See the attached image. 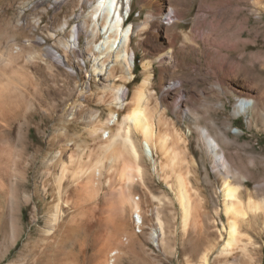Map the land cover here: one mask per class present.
Instances as JSON below:
<instances>
[{"label":"rangeland","instance_id":"obj_1","mask_svg":"<svg viewBox=\"0 0 264 264\" xmlns=\"http://www.w3.org/2000/svg\"><path fill=\"white\" fill-rule=\"evenodd\" d=\"M134 5L132 10L128 6L123 11L129 20L124 29L132 27L135 52L133 77L125 83L119 77L105 79L114 57L103 64L106 54L101 53V46L106 34L99 32L100 22L90 30L95 35L83 34L80 43L73 37L82 17H78L81 12L72 0L56 5L54 0H0V71L7 67L11 55L17 58L20 54L19 65L22 61L30 68L36 77L32 83L38 88V98H31L30 109L21 106V110L12 111L14 114L0 109V162L8 164L0 166V264H106L105 245L111 233L125 242L115 245L119 264H202L205 253L208 264H264L262 213L249 211L240 227L245 234L242 242L230 254L220 252L228 224L223 211L224 182L245 187L242 199L246 207L250 198L256 203L264 200V0H158L149 6L135 0ZM170 5L175 14L165 19L160 10ZM91 11L92 7L85 13ZM150 16L176 34L177 72L174 77L166 72L164 77L167 81L181 80L184 103L194 113L202 115L210 110L214 122L223 124L246 88L256 91L261 113H252L249 120L246 115L232 120L233 129L241 131L230 133L232 141L225 145L233 166H210L204 149L193 147L191 156L197 166H189L188 175L203 198L196 231L184 232L167 211L168 242L157 244L148 233L135 228L129 213L124 220L115 217L119 190L128 184L108 177L103 183L88 186L99 190L98 196L82 193L81 209L65 210L62 226L51 229L53 206L59 200L65 205V199L57 194L63 167L67 169L76 156L88 159L96 139L92 130L109 117L108 98L115 90L107 85L125 84L126 102H130L135 88L143 83V63L153 58L149 50L160 44L152 32ZM68 19L70 23H66ZM122 34L117 48L124 45L125 31ZM67 44L73 68L65 64L56 67L54 60ZM155 69L159 78V64L155 63ZM66 71L73 75L67 77ZM71 102L83 109L75 122H70L68 114L62 115ZM129 108L120 110V122ZM169 113L186 135L189 120L178 119L174 107ZM186 168L181 166V171ZM162 175V169L155 173L148 166L147 184L157 199L170 201L174 193ZM62 185L68 196L66 191L76 184L65 180ZM136 191L146 205L150 203L145 187L137 183ZM93 214L96 216L91 221ZM72 216L76 225L70 223ZM82 221L88 223L79 227ZM135 231L139 237L130 244L125 235Z\"/></svg>","mask_w":264,"mask_h":264},{"label":"bare ground","instance_id":"obj_2","mask_svg":"<svg viewBox=\"0 0 264 264\" xmlns=\"http://www.w3.org/2000/svg\"><path fill=\"white\" fill-rule=\"evenodd\" d=\"M54 1L55 5L64 2V0ZM138 1L142 6H149L158 0ZM72 2L74 7L81 12L78 17L79 15L82 17V21L74 27L73 37H77L76 39L80 43L82 35L86 34L90 37L93 34L90 30L94 23L100 22L99 32L106 34L103 44L101 43L102 49L100 48L101 53L106 54L103 64L114 57V64L105 74V79L115 81L119 77L125 83L131 81L134 72L135 52L132 48V27L124 29L129 20L123 16V11L128 6L132 10L135 6V0H72ZM90 7H92V11L85 13L87 8ZM160 11L161 14H166L165 19H169L175 14L173 13L175 10L171 5L168 9L164 8ZM72 15L76 16L75 13ZM151 16L148 20L153 21L151 23L152 32L160 44L149 50L153 58L143 63L145 74L143 83L135 88L130 102H126L128 89L125 84L119 86H115V83L107 85L115 90V94L108 98V101L111 102L109 117L92 130V133L96 135V139L90 146L91 151L88 159L86 160L83 157L81 159L76 156L67 169L63 167L61 179L57 184L59 185L57 194L59 199L61 197L65 199V205H62L59 200L53 206L51 229L62 226L65 210L80 206L79 202L82 200L80 195L82 193L93 197L98 196L100 191L95 188L87 189L88 186L103 183L102 181L108 177L114 179V181L117 179L125 180L128 184L122 190H119V193L117 192L119 200L113 208L116 213L115 217L124 220L127 213H129L136 225L135 228H140L142 233H148L149 239L156 241L157 244L166 245L168 242L167 234H169L170 222L167 220V211L170 212L176 224L180 223V227L184 232L196 231L200 223L199 214L202 209L203 198L199 195L190 179V175H188L191 174V167L189 166H197L196 160H193L194 158L191 156L193 147L204 149L211 160L210 166H233L232 160L225 150V145L230 144L232 141L230 133L238 135L241 131L233 129L232 120L241 115H246L249 120L252 113H261L255 96L256 91L253 88L244 90V95L238 98L233 111L227 116L228 120L223 124L218 125L214 122L210 110L204 111L202 115L194 113L184 103L181 80L172 79L167 81L164 77L166 72H170L172 77L177 72L176 34L170 32L167 27H163L161 22L153 20ZM70 22V19H68L66 23ZM94 30L95 28H93ZM124 31V45L117 48V42ZM65 46L63 54L57 56L54 64L56 67L65 64L73 68L68 53L69 45ZM92 50V47L89 48V51ZM14 56L11 55V58L17 61L16 67V63H13L14 61L10 59L7 67L1 68L0 71V109L3 112L5 110L12 112L21 106L30 109L31 98H38L37 85L32 83V80L34 81L36 77L22 61L19 65V59L22 60L21 58H23L20 54L17 58ZM123 60L127 63L128 69L125 67ZM31 61L33 62V60ZM155 63L160 66L159 78L156 75ZM96 69L98 68L96 67ZM65 75L70 77L73 73L66 71ZM83 97H87V94ZM128 105L130 106L129 111L124 116L123 121L120 122L119 112ZM25 107L23 110L26 109ZM114 107L117 110L113 109ZM172 107L176 110L178 119L184 120L186 118V120H189L186 135L175 126L176 124L174 125L169 113ZM221 107L226 109V104L222 103ZM82 110V105L77 106L76 103L71 102L69 108L65 109L62 115L68 114L70 122H75L74 120ZM12 114L14 113L12 112ZM6 158L9 159L8 156ZM0 166H8V164L5 161ZM148 166H151L155 173L159 168L163 170L162 176L174 193L173 199L162 201L150 192L147 184ZM181 166H187L186 171L182 172ZM65 180H69L70 185L76 184L73 185V190L66 191L69 192L68 196L64 195V189L62 188ZM137 183L149 191V204L146 205L142 197L138 195L136 191ZM112 184L115 185V183ZM244 190L245 187L242 184L232 185L228 181L224 182L223 211L228 224L226 229L227 239L221 247V254L232 253L235 251V246L242 242L245 234L241 232L240 227L249 211L264 215V200L256 203L250 198L248 207H246L242 199ZM72 193H75L77 197H74L76 195L73 196ZM77 214L74 215L77 216ZM75 216H72L70 223L75 224ZM95 216L93 214L90 220L93 221ZM84 222L87 225L88 222ZM84 222H79V227H82ZM95 222L93 224H96ZM136 231L125 235L127 236L126 240H129L128 243L131 244L132 239L135 240L134 237H139ZM116 234L111 233L110 239L107 238L105 247H108L104 258L106 264H119V251L117 247V249L115 248V245L125 242L119 240ZM201 263L208 264V253L202 256Z\"/></svg>","mask_w":264,"mask_h":264}]
</instances>
